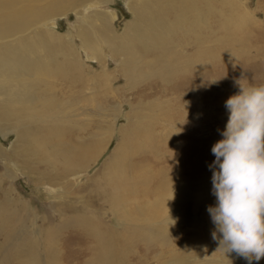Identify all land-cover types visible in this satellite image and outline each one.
I'll return each mask as SVG.
<instances>
[{
	"label": "bare ground",
	"instance_id": "6f19581e",
	"mask_svg": "<svg viewBox=\"0 0 264 264\" xmlns=\"http://www.w3.org/2000/svg\"><path fill=\"white\" fill-rule=\"evenodd\" d=\"M114 2L0 0V264L61 262L58 240H48L57 226L47 229L43 219L39 230L31 226V202L14 171L29 184L68 194L73 178L90 170L114 136L118 142L99 170L78 194L66 196L62 223L72 230L76 256L70 262L122 264L124 247L133 242L128 224L159 219L150 203L175 204L165 222L199 223L188 210L196 214L213 199L203 175L213 162L202 138L205 110L225 104L240 87L264 85V28L251 20L243 29L236 4L127 0L129 17L119 32L117 14L109 10ZM224 6L235 12L224 13ZM69 13L78 19L74 32H53L56 19ZM92 106L102 116L100 138L72 141L71 121ZM88 212L111 216L125 230L103 228ZM156 235L146 236L148 244L162 241ZM196 248L210 253L204 243ZM178 254L150 259L182 264Z\"/></svg>",
	"mask_w": 264,
	"mask_h": 264
},
{
	"label": "rangeland",
	"instance_id": "374dc122",
	"mask_svg": "<svg viewBox=\"0 0 264 264\" xmlns=\"http://www.w3.org/2000/svg\"><path fill=\"white\" fill-rule=\"evenodd\" d=\"M221 1L222 3H234L239 7L236 13L240 15L239 24L242 25L243 29H247L251 20L255 21L260 26V28H264V0H256V4L253 3L255 0ZM228 8L229 7L224 6L223 12L226 14L235 12L230 11ZM109 10H114L117 14V21H114V27L119 29L120 32V30L123 29V24L129 17L127 13V0H115V2L110 6ZM56 20V26H52L50 29L59 35L66 34L68 28L70 31L74 32L73 28L78 21L74 13H69L66 17H61ZM92 65L94 66L92 67ZM112 66L113 63L111 62L109 66L111 68L110 72L113 71ZM89 67L96 70L95 63H92L89 65ZM126 111L127 109H124L123 113ZM211 116L214 118H211ZM227 120L228 110L226 109L225 104L221 105L220 107H216V109H206L205 115L202 117L204 126V137L202 138L206 142L208 158L210 161L215 160V156L212 154L211 148L217 141L222 139L221 133L225 129ZM123 124L124 121L121 119L117 125L121 126ZM101 127L104 128V124L102 123L100 111H98L94 106L83 108L77 111V117L70 123V130L75 134L74 136L70 137L72 141H74L76 138L79 140H85L87 138L88 141L89 137L91 139V143H95L101 136ZM196 137L197 136L194 135V137L191 138L194 139ZM12 140L13 138H10L5 143V147H10ZM1 141L2 140H0V142ZM109 142L108 148L100 152V154L95 159V162L91 165L90 170L87 173L80 175V177L77 176L73 178L75 183L72 188L67 189L69 192L68 194H65L66 190H64L62 187H52L46 184L36 186L31 182V184H29V182L25 181L26 179L24 174L18 170L14 171L18 178L22 177V183H24L22 185H24V188L26 187L25 190H27L25 191L23 199L27 202H31L26 204L28 207H30V212L32 215L35 216V218L30 221L31 226L39 230V228L42 227V225H40L41 219H43L48 224V226H45L47 229L57 226L56 229L58 232L56 237L51 236L48 238V240L52 243H56L58 240V255L56 258L61 261H59L60 264H73V262H70V260H75L76 258V256L70 252L71 246L74 244V242L72 239L68 240L70 236L74 235L70 234V231L72 230L68 227V224L62 223L68 218L65 217V212L63 211V205L69 201L66 196L74 197L75 194H78V187L81 185L86 186L87 178L92 177L94 173L99 170L100 164L109 157L115 144L118 142V138L114 136ZM2 164L3 161H0V169H2ZM15 168L16 167H14V169ZM203 175L205 176L206 180L205 193L212 194V170H210L208 167L204 171ZM84 194L85 193H82L79 196ZM215 203L216 198L213 195L212 203H209L208 207L214 206ZM174 205L175 204H172L170 208L167 209L163 203H150V206H148L149 211L154 214L157 213V218L159 219L155 220V215L152 220H148L151 217H143V222L138 221L137 223L128 224V232L133 239V242L128 244V247H124L125 251L122 253L119 263L125 264L126 260V264H155V261L151 260L150 258L159 253H163L168 256L170 250H174L175 252L179 253L178 255L180 259L177 260L182 264H243V260L244 264L248 263L244 258L241 259L242 257H238L234 252L224 254L223 249H217L218 243L212 239V232L215 230V226L211 221L209 213L207 212L208 207L197 210L196 214L194 212V208H190L188 210L193 216L197 217L196 219L199 221V223L194 222L192 225H187L183 223L180 224L177 221L165 222L163 218L167 213L171 214L170 209ZM87 214L95 217L97 221L102 222L104 224V226H102L103 228L107 227L120 234L122 233V229L125 230V227L120 226L118 224V220L111 216H100L98 214L93 215L91 212H88ZM138 231H142L141 239H137L135 237ZM203 232H206V235L203 234ZM153 233L157 234L156 237L162 238V241L160 240L156 243L148 244L146 236L154 235ZM217 235L219 238V234ZM200 238H203L202 242L200 241ZM201 243L205 244L206 249L210 253L201 254L198 251V248L196 247L200 246ZM147 249L150 251L149 254H147ZM7 259L10 260V262L15 263V260H13L10 255H8ZM256 263L257 261H252V264Z\"/></svg>",
	"mask_w": 264,
	"mask_h": 264
},
{
	"label": "clouds",
	"instance_id": "9594fccd",
	"mask_svg": "<svg viewBox=\"0 0 264 264\" xmlns=\"http://www.w3.org/2000/svg\"><path fill=\"white\" fill-rule=\"evenodd\" d=\"M225 107L228 120L209 165L216 203L207 212L217 249L252 264L264 258V85L240 87Z\"/></svg>",
	"mask_w": 264,
	"mask_h": 264
}]
</instances>
